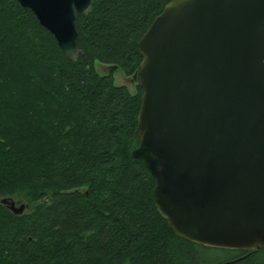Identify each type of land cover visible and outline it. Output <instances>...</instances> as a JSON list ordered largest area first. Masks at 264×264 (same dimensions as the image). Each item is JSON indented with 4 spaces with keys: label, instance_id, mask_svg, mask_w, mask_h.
I'll use <instances>...</instances> for the list:
<instances>
[{
    "label": "trees",
    "instance_id": "1",
    "mask_svg": "<svg viewBox=\"0 0 264 264\" xmlns=\"http://www.w3.org/2000/svg\"><path fill=\"white\" fill-rule=\"evenodd\" d=\"M171 0H91L75 14L74 57L17 0H0V264H264L254 250L203 246L158 212L155 179L131 155L142 88L139 39ZM20 203V202H19Z\"/></svg>",
    "mask_w": 264,
    "mask_h": 264
},
{
    "label": "water",
    "instance_id": "2",
    "mask_svg": "<svg viewBox=\"0 0 264 264\" xmlns=\"http://www.w3.org/2000/svg\"><path fill=\"white\" fill-rule=\"evenodd\" d=\"M17 1L66 56L80 53L75 14L91 0ZM138 45L131 155L155 179L158 212L203 246L264 247V0H171Z\"/></svg>",
    "mask_w": 264,
    "mask_h": 264
},
{
    "label": "rangeland",
    "instance_id": "3",
    "mask_svg": "<svg viewBox=\"0 0 264 264\" xmlns=\"http://www.w3.org/2000/svg\"><path fill=\"white\" fill-rule=\"evenodd\" d=\"M94 67L97 70V72L100 74H104L110 69L109 65L103 64L98 60L94 61ZM113 71H114L113 77L116 84L126 85L130 92H133L135 90V81L132 79V77L125 76L120 68H113ZM11 198L16 203V206L18 205L19 202L28 205L27 200L20 196H12ZM27 208L28 206H26L25 210Z\"/></svg>",
    "mask_w": 264,
    "mask_h": 264
}]
</instances>
